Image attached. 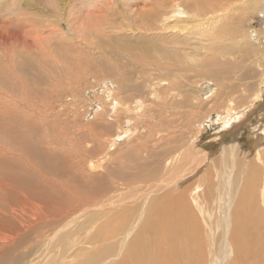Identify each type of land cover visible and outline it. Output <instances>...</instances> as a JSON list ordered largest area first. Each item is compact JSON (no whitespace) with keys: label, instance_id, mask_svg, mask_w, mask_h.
Listing matches in <instances>:
<instances>
[{"label":"rangeland","instance_id":"rangeland-1","mask_svg":"<svg viewBox=\"0 0 264 264\" xmlns=\"http://www.w3.org/2000/svg\"><path fill=\"white\" fill-rule=\"evenodd\" d=\"M229 2L238 7L226 23L232 37L235 32L231 56L225 67L205 64L197 72L149 52L150 58L140 56L151 45L162 50L155 47L165 43L158 37L133 44L111 36L125 20L155 19L158 10L150 0H0V38L20 33L18 47L0 46V235L26 242L13 247L0 240V256L11 249L26 253L25 264H78L95 246L114 244L101 264H117L123 235L94 243L98 234L113 229L107 231L106 222L129 211L125 227L131 232L141 226L140 209L152 198L204 182L205 169L165 182L172 158L188 147L195 156L211 152L213 163L204 168L216 172L222 147L239 142L248 155L236 158L242 165L251 162L254 128L264 124V6L253 7V0ZM23 20L26 28L17 29ZM30 46L40 54L27 53ZM107 85L115 97L106 95ZM222 90L231 97H216ZM230 98L251 111L249 122L236 131L216 122ZM115 99L121 105L112 110ZM119 110L124 113L116 124L113 112ZM160 181L164 188L158 190ZM130 188L140 194L137 202L130 197L121 207L93 212L100 202L131 193ZM217 214L209 216L220 218ZM61 222L55 233L66 223L69 229L49 249L54 239L47 243L49 233L42 235ZM225 224L216 221L214 236ZM217 245L208 264H225L233 256Z\"/></svg>","mask_w":264,"mask_h":264},{"label":"bare ground","instance_id":"bare-ground-1","mask_svg":"<svg viewBox=\"0 0 264 264\" xmlns=\"http://www.w3.org/2000/svg\"><path fill=\"white\" fill-rule=\"evenodd\" d=\"M229 1L227 0L225 3L223 0H150V3L154 4V7L158 10L157 13H154L155 19L151 20V18L144 16L148 22H140L135 18L134 21H139V24H133L131 21L125 20L127 23H119L121 25L111 32V36H116L123 43L126 41L133 44H146L147 41H151L148 40L149 38L158 37L165 43L162 46L155 47L162 50L156 51L151 45L150 48L142 50L143 55L140 56L150 58L145 55L146 52H149L156 56L159 61L164 60L171 66L176 63H180L181 66L189 65L191 70L197 72L204 68L198 66L205 64H207V67H210L209 65L216 66V64L218 67H225L229 59L227 56H231V48H229L231 42L229 41L235 40L233 39L235 32H233L232 37V34L226 28V23L232 15L236 14L238 9L236 4H230ZM255 6L257 8L263 7L264 0H253V7ZM14 20L16 21V19ZM25 22L26 20L18 23L13 21L14 24H17V29L21 30L26 28ZM124 26L131 27L132 31L127 30L131 36L125 34L127 31H124ZM242 37L243 33L241 31L239 38L242 39ZM19 40L20 33L17 32L11 39L8 37L0 38V46L18 47ZM262 47L261 54L264 55V45ZM26 52L31 55L40 54V51L33 46H30ZM181 58L186 61H181ZM233 58L235 59V57ZM175 60L177 62H173ZM206 85L210 88L208 83ZM236 86L233 85L230 88L234 89ZM106 87L109 91L104 90ZM103 90L109 97H115L116 92L112 91L110 85L103 87ZM247 90L246 87L245 93H247ZM220 92L216 93L217 95L215 94L216 97L220 95L223 97V94L226 93L223 90ZM225 96L229 95L225 94ZM227 101L226 106L218 112L216 122L221 123V127L224 129L236 131L249 122L251 111L248 113V108H245L249 106H236L235 99L230 98ZM112 103L114 105L112 110L121 105L116 99ZM113 113L115 114L113 121L117 124L124 111L119 110ZM109 115L108 113L107 116ZM125 125L129 124H126L125 121ZM254 129L251 153L254 152L255 154L254 156H251V153L249 154L251 162L248 165L240 164L236 158L239 154L248 155L241 148L239 142L232 143L231 147L229 145L222 147L217 156L220 159V166L216 172H212L209 166L204 168L208 165L206 162H212L211 152L198 154L196 157L191 155L190 147L184 149L181 156L172 158L169 163L168 178L166 177L165 182L170 183L171 180H176L178 177H186L195 169L198 172L205 169L200 176L204 178V182L197 179L198 184L195 187L193 185L196 182L192 185L190 183L175 195L164 194L152 198L146 209L144 207L140 209L142 213L140 214L142 215L140 218L141 226L131 230V232L125 227L129 223L127 222L130 220L128 215L131 216V212L126 213V211H123L114 215L110 219L111 221L109 220L105 224L107 231L111 227L113 229L105 234H98L94 243L115 238L119 234L123 235L125 248L119 253L117 264H208V254L211 247L217 242L218 247L214 246L215 248L220 251L232 250L233 252L232 258L225 264H264V124L261 123ZM176 159H179V162L176 163ZM203 163L205 165L202 167ZM214 174L221 178L215 181L212 177ZM191 177L184 179V184ZM202 185L203 188L199 192V186ZM159 186L161 187L158 190L164 188L161 181L158 183ZM117 196L109 198L105 202H100V206H96L97 209L93 212L110 207H121L124 202H127L126 199L130 197L133 198L134 202L140 199V194L134 193L133 190L131 193L127 194L125 192V194H117ZM210 212H219L220 215H217L220 218L211 219ZM217 220H224L227 226L222 233L220 232L219 237L214 236ZM61 224L62 222L60 224L55 223L45 233L39 230L40 234L44 233L42 236L49 233L48 238L43 239L45 242L54 239L50 243L49 249H53L52 243L61 238L69 229L70 224L66 223L59 232L56 231L55 233L54 230L60 227ZM38 226L43 228L45 224ZM50 236L53 237L50 238ZM0 240L4 243H10L13 247L15 245H26L24 237L15 241L9 236L0 235ZM25 247L31 250L29 245ZM114 249V244L95 246L92 252L85 254L82 257L83 260L78 264H101V261L106 259V256L111 254ZM0 257V264H25L26 253L10 249L3 257Z\"/></svg>","mask_w":264,"mask_h":264}]
</instances>
